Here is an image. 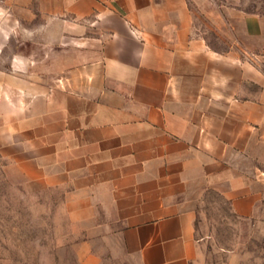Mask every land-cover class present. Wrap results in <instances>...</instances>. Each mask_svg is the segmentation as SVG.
<instances>
[{"label":"crops","instance_id":"crops-1","mask_svg":"<svg viewBox=\"0 0 264 264\" xmlns=\"http://www.w3.org/2000/svg\"><path fill=\"white\" fill-rule=\"evenodd\" d=\"M13 10L47 30L39 55L0 66V154L12 182L57 200L78 264H204L208 193L237 217L257 214L264 13L234 17L240 47L225 52L199 38L190 0Z\"/></svg>","mask_w":264,"mask_h":264},{"label":"rangeland","instance_id":"rangeland-1","mask_svg":"<svg viewBox=\"0 0 264 264\" xmlns=\"http://www.w3.org/2000/svg\"><path fill=\"white\" fill-rule=\"evenodd\" d=\"M190 4L199 38L225 52L237 47L234 17L264 13V0H190ZM13 5L14 0H0V66L4 68L15 53L33 49L39 55L45 42L41 32L47 30H40L39 18L18 19ZM30 31L36 35L30 36ZM198 237L204 244V264H264V204L255 216L241 218L210 192L198 209ZM75 242L57 200L49 192L12 182L0 154V264H78ZM103 264L114 263L106 258Z\"/></svg>","mask_w":264,"mask_h":264}]
</instances>
